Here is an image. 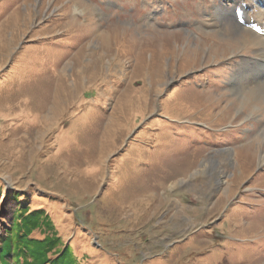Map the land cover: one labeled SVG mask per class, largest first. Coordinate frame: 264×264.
<instances>
[{"label":"rangeland","instance_id":"374dc122","mask_svg":"<svg viewBox=\"0 0 264 264\" xmlns=\"http://www.w3.org/2000/svg\"><path fill=\"white\" fill-rule=\"evenodd\" d=\"M239 6L260 21L257 0H0L1 194L79 264H264Z\"/></svg>","mask_w":264,"mask_h":264},{"label":"trees","instance_id":"16d2710c","mask_svg":"<svg viewBox=\"0 0 264 264\" xmlns=\"http://www.w3.org/2000/svg\"><path fill=\"white\" fill-rule=\"evenodd\" d=\"M19 197L0 189V264H79L48 214Z\"/></svg>","mask_w":264,"mask_h":264},{"label":"bare ground","instance_id":"6f19581e","mask_svg":"<svg viewBox=\"0 0 264 264\" xmlns=\"http://www.w3.org/2000/svg\"><path fill=\"white\" fill-rule=\"evenodd\" d=\"M257 2L264 5V0H257ZM257 12H259V10ZM259 15H261L259 18L260 21H256V23H254L252 19L246 18L245 16H243L244 24H240L236 18H234L232 22L233 25H235L236 28L241 32L240 34L242 37L246 40V50L253 53V57H251V59H249V57H244L241 62H239V68L242 64H244V66L239 70V74L237 73L235 76H233V78L236 80L238 78L240 79L238 90H240L242 96L241 105L243 107L251 106L255 109H262V104H264V11H261ZM253 25H255L257 28H260L262 33L256 31ZM251 114H253V112ZM224 158L229 162L231 161L228 152L224 154ZM209 162L210 160H205L202 163L201 169H199V171H205L209 167ZM214 178V182L219 186H221L225 181V179L219 175Z\"/></svg>","mask_w":264,"mask_h":264}]
</instances>
